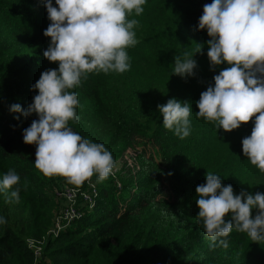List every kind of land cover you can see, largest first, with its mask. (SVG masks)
Returning <instances> with one entry per match:
<instances>
[{
    "label": "trees",
    "instance_id": "trees-1",
    "mask_svg": "<svg viewBox=\"0 0 264 264\" xmlns=\"http://www.w3.org/2000/svg\"><path fill=\"white\" fill-rule=\"evenodd\" d=\"M211 2L147 0L141 15L127 17L138 21V43L127 49L130 69L90 73L70 90L78 97L79 120L69 121L75 132L103 144L112 157L141 145L143 151L135 178L121 189H104L105 198L91 212L53 236L50 198L34 165L36 145L25 144L22 135L38 116L10 111L17 103L26 110L38 94L31 86L40 74L58 68V62L43 56L50 41L43 32L51 21L44 0H0V178L10 169L20 177L13 188L0 191V216L6 221L0 225V264H264V241L233 229L223 238L228 241L224 248L218 243L222 238L213 242L206 235L197 216L195 188L206 183L207 172L220 176L222 186L233 185L234 195L264 193V172L242 151L255 117L226 132L196 114L200 94L219 72L209 76L203 70L208 57L196 53L199 40L192 33L207 32L198 30V22L188 29L184 22L191 19L184 12L191 8L190 14L201 16ZM156 32L160 35L154 39ZM165 38L172 44L158 48L155 40ZM184 53H196L192 77L173 74L174 57ZM172 98L192 108L190 135L184 139L163 126L157 109ZM15 187L20 188L18 200L11 196ZM30 238L43 241L39 259Z\"/></svg>",
    "mask_w": 264,
    "mask_h": 264
},
{
    "label": "clouds",
    "instance_id": "clouds-1",
    "mask_svg": "<svg viewBox=\"0 0 264 264\" xmlns=\"http://www.w3.org/2000/svg\"><path fill=\"white\" fill-rule=\"evenodd\" d=\"M146 3L55 0L53 6V0H44L51 23L43 32L50 38L43 56L58 62V68L40 74L31 86L38 94L26 110L17 103L10 106V111L24 117L33 113L38 116L22 135L25 144L36 145L34 165L45 176L60 175L80 185L94 175L99 182L112 174L115 161L111 152L69 126V121L79 120L78 97L70 90L90 73H123L130 69L127 49L138 43L134 31L138 21L127 17L133 12L141 15ZM198 30H206L210 37L206 42L210 68L222 64L227 67L214 75V84L200 94L197 117L217 122L218 128L226 132L255 117L251 134L242 139V151L264 172V0H212L203 6ZM194 55L175 56L173 74L181 78L194 76ZM157 109L166 129L180 139L190 135L189 102L172 98L157 105ZM19 180L14 170H8L0 178V191L13 188ZM205 180L195 188V202L206 235L213 242L222 238L218 243L224 248L228 241L223 238L233 229L246 233L254 242L264 241V193L241 190L234 195L232 185L222 186L220 176L210 172ZM19 192L20 188L15 187L11 196L18 200ZM5 223L0 216V225Z\"/></svg>",
    "mask_w": 264,
    "mask_h": 264
},
{
    "label": "rangeland",
    "instance_id": "rangeland-1",
    "mask_svg": "<svg viewBox=\"0 0 264 264\" xmlns=\"http://www.w3.org/2000/svg\"><path fill=\"white\" fill-rule=\"evenodd\" d=\"M192 10L189 8L187 12H184L186 14V20L191 19L188 21L182 20V22L185 23V26H188L190 24H194L198 22L197 20L200 15H192L190 14ZM193 16V17H192ZM190 26H188V29ZM191 29V28H190ZM189 33V31H188ZM192 33V30H191ZM160 35L158 32L154 33V39L159 38ZM193 32L192 36L194 37V41H198V48L201 47V52L207 54V41L210 39L208 35L202 34L200 37V34H197ZM169 38H172L169 36ZM169 38H165L164 40H155L156 46L158 48H162L164 46V43L169 44ZM181 39V38H180ZM154 42V41H153ZM193 46L192 48H194ZM196 48V51L197 49ZM155 50V49H152ZM173 51V50H172ZM199 53V52H198ZM207 68L203 69L206 73L210 76L209 72L215 71L219 72L225 66H216L214 69L210 68V62L209 59L206 61ZM164 66L169 67L168 65H165V63H162ZM198 68H196L197 71ZM196 73V72H195ZM199 74H203L199 72ZM210 85H213L214 82L210 81ZM147 148V147H146ZM143 151V146H137L136 148H130L124 154L120 156L113 157L115 161V167L113 169L112 174L108 176V178L104 179L103 181H97L96 176L94 175L90 179L86 180L80 185H74L67 181V179L60 175H54V176H45L40 171V175L42 179L45 181V191L47 195L50 198V204L51 209L53 213V226L50 229L49 235H53L54 233H57L59 227L67 228L71 226L75 220L80 218L81 216H84L86 213H89L92 211L94 207L98 205L100 202V199H104L105 197L102 196V191L108 187H115L116 189H121L122 185L132 177H136L138 175L139 171V153ZM155 151V150H154ZM156 154V153H155ZM150 155V152H148L147 156ZM156 158H158V155H155ZM233 186V185H232ZM118 207L123 208L124 205L122 203L118 204ZM73 207L76 211V214L78 215L75 220H73L71 223H67L63 219L67 209L69 207ZM62 228V229H63ZM61 229V230H62Z\"/></svg>",
    "mask_w": 264,
    "mask_h": 264
},
{
    "label": "built area",
    "instance_id": "built-area-1",
    "mask_svg": "<svg viewBox=\"0 0 264 264\" xmlns=\"http://www.w3.org/2000/svg\"><path fill=\"white\" fill-rule=\"evenodd\" d=\"M77 216L78 215L76 214L75 209L71 206L67 209L63 219L67 221V223H71L73 220L77 218ZM62 228L59 227L57 233H54V235L57 236V234H59ZM27 242L29 246L33 249L36 259H39L42 253L43 241L30 238L27 240Z\"/></svg>",
    "mask_w": 264,
    "mask_h": 264
}]
</instances>
